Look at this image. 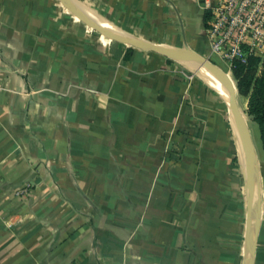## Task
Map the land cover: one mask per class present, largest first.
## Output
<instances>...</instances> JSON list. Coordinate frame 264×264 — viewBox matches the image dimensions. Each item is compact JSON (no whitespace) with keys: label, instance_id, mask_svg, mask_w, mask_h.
I'll return each mask as SVG.
<instances>
[{"label":"crops","instance_id":"obj_1","mask_svg":"<svg viewBox=\"0 0 264 264\" xmlns=\"http://www.w3.org/2000/svg\"><path fill=\"white\" fill-rule=\"evenodd\" d=\"M78 1L126 35L209 51L215 0ZM201 80L60 0H0V264H247L256 200L228 102Z\"/></svg>","mask_w":264,"mask_h":264},{"label":"water","instance_id":"obj_2","mask_svg":"<svg viewBox=\"0 0 264 264\" xmlns=\"http://www.w3.org/2000/svg\"><path fill=\"white\" fill-rule=\"evenodd\" d=\"M75 16L82 20L85 24L104 34L107 37L118 40L125 44L136 46L144 50L153 51L160 53L168 58L180 61L185 64H195L200 67H204L213 77V79L218 82L226 97L228 99V105L232 113L233 120L235 122L236 128L238 130L239 139L242 144L244 153V171L246 176V183L248 189V195H253L256 200V207L250 214V221L248 223L247 230V250L248 259L247 264H254V253L256 246V238L258 234V229L260 225V194L258 187L255 183L254 178V168L256 165V153L254 144L251 138L250 130L248 127L247 119L244 113L240 110L237 102V91L236 88L232 86L229 79L222 78L220 76V68L202 56L201 54L190 50L187 45L183 48L175 47L171 45H164L160 43H153L145 39H140L130 35L120 34L116 31L110 30L101 24L94 21L88 16L86 11L75 1V0H60ZM223 73V72H222ZM224 74V73H223ZM226 76V75H225ZM227 77V76H226Z\"/></svg>","mask_w":264,"mask_h":264},{"label":"built area","instance_id":"obj_3","mask_svg":"<svg viewBox=\"0 0 264 264\" xmlns=\"http://www.w3.org/2000/svg\"><path fill=\"white\" fill-rule=\"evenodd\" d=\"M210 51L229 60L264 55V0H215L209 6Z\"/></svg>","mask_w":264,"mask_h":264},{"label":"trees","instance_id":"obj_4","mask_svg":"<svg viewBox=\"0 0 264 264\" xmlns=\"http://www.w3.org/2000/svg\"><path fill=\"white\" fill-rule=\"evenodd\" d=\"M231 74L237 94L246 98L247 122L256 124L260 146L264 150V55L252 53L245 61L234 59Z\"/></svg>","mask_w":264,"mask_h":264},{"label":"rangeland","instance_id":"obj_5","mask_svg":"<svg viewBox=\"0 0 264 264\" xmlns=\"http://www.w3.org/2000/svg\"><path fill=\"white\" fill-rule=\"evenodd\" d=\"M206 35H207V31H206ZM201 55L204 56L205 58H207L208 60H210L211 62H213L214 64H216L222 70V72L227 76V78L229 79V82L235 88V82H234V79H233L232 74H231V68H230V63H229L228 59L222 58L219 55L212 53L210 51V49H209V51L206 54H201ZM186 65L188 66L190 71L193 73V75L196 78H198L199 80H201L199 78V76H200L199 73L200 72H199L198 68L196 66H194V65H190V64H186ZM201 81L203 82V80H201ZM237 102H238V106H239L240 110L246 116L245 111H244L243 102L240 100V98L237 99ZM249 128H250V134H251L252 141H254V143H255V145L257 147L261 148L260 141H259L258 128H257L256 124L255 123H250L249 124ZM261 150H263V149H261Z\"/></svg>","mask_w":264,"mask_h":264},{"label":"bare ground","instance_id":"obj_6","mask_svg":"<svg viewBox=\"0 0 264 264\" xmlns=\"http://www.w3.org/2000/svg\"><path fill=\"white\" fill-rule=\"evenodd\" d=\"M85 11L86 13L88 14V16L90 18H92L94 21H96L97 23L101 24L102 26L110 29V30H113V31H116L120 34H124L122 33L120 30H118L117 28H115L113 25H111L105 18H102L101 15H99L98 13H96L95 11H93L92 9H90L88 6H86L84 3L78 1V0H75ZM126 35V34H125ZM191 65H194L198 68L199 70V74H200V78L207 84L209 85L211 88H213L214 90H216L217 92H219L222 97L225 99L226 102H228V99L226 97V94L224 93V91L222 90V88L220 87V85L218 84V82H216L212 75L204 68V67H200V66H197L195 64H191ZM220 76L222 78H226L227 77L225 76V74L222 73V70L220 69ZM228 80V79H227Z\"/></svg>","mask_w":264,"mask_h":264}]
</instances>
